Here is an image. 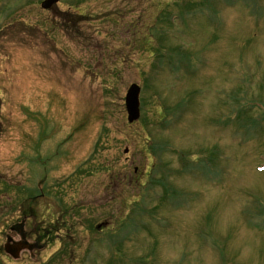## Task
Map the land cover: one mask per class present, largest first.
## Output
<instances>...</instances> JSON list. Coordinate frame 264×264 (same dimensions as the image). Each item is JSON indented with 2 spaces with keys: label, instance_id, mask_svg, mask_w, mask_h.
<instances>
[{
  "label": "rangeland",
  "instance_id": "obj_1",
  "mask_svg": "<svg viewBox=\"0 0 264 264\" xmlns=\"http://www.w3.org/2000/svg\"><path fill=\"white\" fill-rule=\"evenodd\" d=\"M41 1L0 0V264H264V0Z\"/></svg>",
  "mask_w": 264,
  "mask_h": 264
},
{
  "label": "water",
  "instance_id": "obj_2",
  "mask_svg": "<svg viewBox=\"0 0 264 264\" xmlns=\"http://www.w3.org/2000/svg\"><path fill=\"white\" fill-rule=\"evenodd\" d=\"M60 0H46L43 3L44 8H51L54 4H56ZM141 88L137 84H132L126 95V106L127 111L129 114V122H133L137 120L140 116V101H139V95H140ZM11 240L9 239V242H7L5 248L8 253L13 255V257L18 258L20 255L21 250L28 248V245L24 242H18V243H10Z\"/></svg>",
  "mask_w": 264,
  "mask_h": 264
},
{
  "label": "trees",
  "instance_id": "obj_3",
  "mask_svg": "<svg viewBox=\"0 0 264 264\" xmlns=\"http://www.w3.org/2000/svg\"><path fill=\"white\" fill-rule=\"evenodd\" d=\"M64 19H65V20H68L67 17H64ZM64 19H63V20H64ZM73 21H74V24H75L76 21H75V20H73ZM69 23H71V20L69 21ZM29 200H30V199H28V201H29ZM33 201H34V200H33ZM28 204H32V203H28ZM16 226H21V224H17ZM47 236H48V235H45L44 238H46Z\"/></svg>",
  "mask_w": 264,
  "mask_h": 264
}]
</instances>
